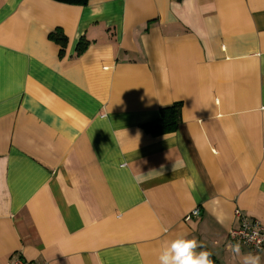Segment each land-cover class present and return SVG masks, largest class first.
Wrapping results in <instances>:
<instances>
[{
  "label": "crops",
  "instance_id": "0c3cea01",
  "mask_svg": "<svg viewBox=\"0 0 264 264\" xmlns=\"http://www.w3.org/2000/svg\"><path fill=\"white\" fill-rule=\"evenodd\" d=\"M236 211L264 225V0H0V264H159L181 234L242 264Z\"/></svg>",
  "mask_w": 264,
  "mask_h": 264
},
{
  "label": "clouds",
  "instance_id": "9594fccd",
  "mask_svg": "<svg viewBox=\"0 0 264 264\" xmlns=\"http://www.w3.org/2000/svg\"><path fill=\"white\" fill-rule=\"evenodd\" d=\"M198 247L202 246L196 239H188L181 234L164 247L158 257L159 264H214L211 253L206 250L197 253ZM230 248L240 257L242 264H261L259 255L251 252L242 254L239 243L230 245Z\"/></svg>",
  "mask_w": 264,
  "mask_h": 264
},
{
  "label": "built area",
  "instance_id": "2783aa9c",
  "mask_svg": "<svg viewBox=\"0 0 264 264\" xmlns=\"http://www.w3.org/2000/svg\"><path fill=\"white\" fill-rule=\"evenodd\" d=\"M200 217L199 209L193 210L185 217L186 221L198 219ZM235 217L239 220L237 230L231 231L228 240L233 244L239 243L240 248H246L252 253H260L264 250V225L240 211L235 212ZM6 264H38L34 261H28L21 256L11 257Z\"/></svg>",
  "mask_w": 264,
  "mask_h": 264
},
{
  "label": "trees",
  "instance_id": "16d2710c",
  "mask_svg": "<svg viewBox=\"0 0 264 264\" xmlns=\"http://www.w3.org/2000/svg\"><path fill=\"white\" fill-rule=\"evenodd\" d=\"M54 1L65 3L71 6H86L91 0H54ZM49 38L57 43L65 42V37L63 36L61 31L58 30L51 33L49 35ZM80 45L82 50L86 46V43L81 41L78 47H80ZM180 107L181 105L179 103H175L170 106L161 108L159 110V118L154 122L148 123L143 126L145 132L153 137L173 133L178 126Z\"/></svg>",
  "mask_w": 264,
  "mask_h": 264
}]
</instances>
